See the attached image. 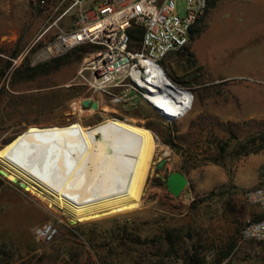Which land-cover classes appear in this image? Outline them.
I'll list each match as a JSON object with an SVG mask.
<instances>
[{
    "label": "rangeland",
    "instance_id": "obj_1",
    "mask_svg": "<svg viewBox=\"0 0 264 264\" xmlns=\"http://www.w3.org/2000/svg\"><path fill=\"white\" fill-rule=\"evenodd\" d=\"M71 2L0 0V148L30 128L93 126L106 118L149 125L162 148L153 157L140 208L86 222H72L31 193L28 184L0 174V245L10 255L9 264H184L157 256L167 249L163 236L169 229L179 235L180 253L195 245L205 264H264V241L240 237L246 221L257 218L245 192L264 183V0H211L196 25L201 32L161 61L166 76L193 95L175 119L145 103L113 101L115 96L82 84L83 58L97 47L49 49L60 30H70L75 9L46 28ZM184 3L177 0L179 14ZM185 52L195 60L190 68ZM57 57H62L57 67L41 66ZM183 80L193 84L184 86ZM86 97L98 107L82 106ZM249 137L263 147L229 154L225 165L221 145L232 153L235 139ZM171 171L188 180L177 196L160 179ZM47 221L57 226L49 242L33 234ZM137 238L144 242L132 240Z\"/></svg>",
    "mask_w": 264,
    "mask_h": 264
},
{
    "label": "bare ground",
    "instance_id": "obj_2",
    "mask_svg": "<svg viewBox=\"0 0 264 264\" xmlns=\"http://www.w3.org/2000/svg\"><path fill=\"white\" fill-rule=\"evenodd\" d=\"M148 66L151 75L141 79L132 70L133 78L163 117L178 118L192 96L160 68ZM161 148L148 127L106 118L93 126L77 122L30 128L0 148V169L28 184L31 193L60 215L86 222L140 208L153 157Z\"/></svg>",
    "mask_w": 264,
    "mask_h": 264
},
{
    "label": "built area",
    "instance_id": "obj_3",
    "mask_svg": "<svg viewBox=\"0 0 264 264\" xmlns=\"http://www.w3.org/2000/svg\"><path fill=\"white\" fill-rule=\"evenodd\" d=\"M85 1L72 0L48 25L46 29L75 9L70 30H60L49 49L65 51L85 43L97 47L83 58L78 71L80 82L99 94L115 96L113 101L152 107L146 88L133 78L131 71L137 70L141 79L147 78L152 74L148 66L151 63L164 72L161 61L188 44L190 31L204 16L208 0H184L183 14L177 11V0H98L96 6H87ZM57 11L58 8L54 12ZM133 26L143 30L136 50L128 46V30ZM245 197L256 206L257 218L246 221L240 237L264 241V183L248 189ZM33 234L36 239L49 242L56 236L57 226L43 222L34 227Z\"/></svg>",
    "mask_w": 264,
    "mask_h": 264
},
{
    "label": "trees",
    "instance_id": "obj_4",
    "mask_svg": "<svg viewBox=\"0 0 264 264\" xmlns=\"http://www.w3.org/2000/svg\"><path fill=\"white\" fill-rule=\"evenodd\" d=\"M211 0H208V6ZM207 12V9H206ZM205 12V13H206ZM201 21V18L195 23V25L193 26V28L190 31V40L193 39L196 35H198L201 32V28L200 27H196V25ZM143 33V30L141 27L139 26H133L132 28H130L128 30V34H129V38H130V42H129V48L133 47V46H138L139 45V41L141 38V35ZM84 48H80V50H83ZM182 49H185V47H183ZM186 55V68H190L192 66L195 65V60L193 58V55L191 53H187L185 52ZM62 57H57L54 58L50 61H48L47 63L41 65L42 67H46L47 68H51V67H57L59 65V63L61 62ZM40 67H32L30 68L31 70H37ZM193 81H181V83L184 84V86H191L193 83ZM131 123H136L135 121H130ZM138 124V123H136ZM142 125V124H141ZM147 127H149V125H146ZM235 139V138H234ZM253 141L254 138L253 137H249L244 141L241 140H237L235 139L234 144L236 146V149L232 152L229 153L225 145H221V150L224 151V155H223V162L225 163V165H228L227 161V157L229 156V154H232L234 156H238L241 154H248V153H256L258 152L263 146H254L253 145ZM1 183V180H0ZM213 195V191H211L209 193L208 196ZM173 231H175L174 229L172 230H167L164 233L163 239L166 241L167 243V249H165L163 252H161V254H157V256L161 255V259L163 260L164 258H178V259H182L184 264H205L204 262V258L203 256H201L199 254L198 248L193 245L191 247V249H184V251H182L181 253L178 251L177 249V243L179 241V235H173ZM133 241L138 242L139 244L143 243L144 241H142L140 238L137 239H132ZM232 247V246H231ZM228 254V252L224 253L223 257H226ZM9 253L7 252L6 248L4 245H0V264H9ZM220 261V260H219ZM154 264H160L158 262H155ZM165 264V263H162Z\"/></svg>",
    "mask_w": 264,
    "mask_h": 264
},
{
    "label": "water",
    "instance_id": "obj_5",
    "mask_svg": "<svg viewBox=\"0 0 264 264\" xmlns=\"http://www.w3.org/2000/svg\"><path fill=\"white\" fill-rule=\"evenodd\" d=\"M169 86L173 89H176L174 85H169ZM81 103H82V106L84 107L90 106L93 109H96L98 107L97 101L91 100L88 97L82 99ZM151 106L157 113H159L155 109L154 105L151 104ZM159 115L162 116L160 113ZM164 162L165 160L159 161L156 164V169H159L164 164ZM0 174L7 177L6 174L2 171V169H0ZM160 179L165 182L167 190L170 193H172L174 196H177L188 183L186 176L180 171H171L167 176H160ZM11 182L18 184L21 188H23L24 186L20 181H11Z\"/></svg>",
    "mask_w": 264,
    "mask_h": 264
}]
</instances>
